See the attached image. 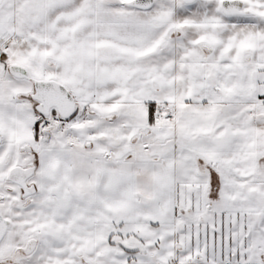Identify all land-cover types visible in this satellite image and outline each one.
I'll use <instances>...</instances> for the list:
<instances>
[{
  "label": "snow or ice",
  "instance_id": "6c2138e0",
  "mask_svg": "<svg viewBox=\"0 0 264 264\" xmlns=\"http://www.w3.org/2000/svg\"><path fill=\"white\" fill-rule=\"evenodd\" d=\"M0 264H264V0H0Z\"/></svg>",
  "mask_w": 264,
  "mask_h": 264
}]
</instances>
